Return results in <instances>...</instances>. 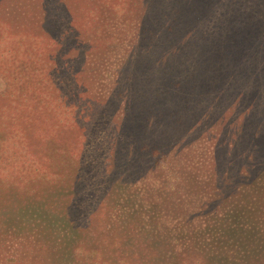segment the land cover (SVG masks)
<instances>
[{
	"label": "trees",
	"instance_id": "1",
	"mask_svg": "<svg viewBox=\"0 0 264 264\" xmlns=\"http://www.w3.org/2000/svg\"><path fill=\"white\" fill-rule=\"evenodd\" d=\"M69 2L40 0L38 16L55 46L44 79L82 135L69 165L48 143L63 175L46 173L70 188H5L0 264H264V0H132L128 25L98 0L93 40ZM221 103L213 131L217 114L200 113ZM11 127L3 178L42 166Z\"/></svg>",
	"mask_w": 264,
	"mask_h": 264
},
{
	"label": "rangeland",
	"instance_id": "2",
	"mask_svg": "<svg viewBox=\"0 0 264 264\" xmlns=\"http://www.w3.org/2000/svg\"><path fill=\"white\" fill-rule=\"evenodd\" d=\"M67 1L77 3V5L75 4L76 6H73L69 2L70 8L73 9L76 16V25L86 38L93 40V34L96 33L95 28L98 26V16L101 14V9L97 4L98 0ZM102 1L109 8L105 15L110 14L113 19L114 15H116L117 20L123 25H128L132 22L131 14L138 11L140 7L138 4L142 3V0H137L138 4H132V0ZM13 2L11 0L6 1L0 8V60H5L0 63V134H2L0 142H5L7 139L5 137L11 132V125L14 124L15 138L29 144L31 156L35 159L37 155L38 159L42 160V166H37L35 163V166H30L26 170L20 166L15 177L10 172L4 173L6 176L10 175V177H0V200L5 198L7 190L5 188H8L11 183H15L14 194L35 189L41 190L42 193L50 194L51 181L58 178L53 175L50 176L46 171L49 173L54 171V174L58 173V176L63 174L57 169L58 166H55L56 168L50 167L53 159L47 151H51L48 143L52 141L51 138L56 136L57 145L63 149L61 158L57 161L66 165V161L69 162L71 158L69 155L77 153L79 142L82 140L81 132L75 130L73 124H71L72 116L67 114V111L64 110V107L58 101L59 96L56 93V86H51L44 79L50 67V54L54 53L55 46L52 40L40 31V18L38 16L40 0H15ZM250 6H254L253 3ZM9 10H11V13ZM253 67L255 68L256 64ZM91 69L86 72V76L80 77V79L85 81L93 76L92 82L87 85L92 90L97 89L96 79L93 75L94 72H97V69L95 67ZM248 72H252V70H246L245 74ZM242 73L238 71V68H233L231 74L233 76H241ZM110 84L112 86V83ZM110 84L109 79H107L105 86L110 87ZM5 89L7 91V99H3L5 96L3 90ZM236 89L246 88L239 87ZM98 96L100 95L98 94ZM236 98L237 90L234 93L233 100ZM57 108L58 111H56ZM229 109L230 105L221 103L217 110L215 108L208 111L207 108H204L200 114L207 113V116L211 113L212 115L217 114L219 119L214 120L215 117L213 118L216 124L212 129L215 131L218 126L221 127L220 125H225L227 122ZM224 116L225 119H222ZM17 124L19 125L16 126ZM52 129H54V133H52ZM33 130H35V133H30ZM16 132L21 133V135L24 134L26 138H19ZM208 142L209 144L211 143V141ZM195 144L196 142L191 146L194 152L197 151ZM68 150L69 155L66 154ZM64 151L65 154L63 153ZM37 167L41 168L37 170ZM37 174H39V177L36 179ZM67 179L66 177L58 179L60 180L58 182H61L66 190L70 188ZM155 180L156 182L159 181L157 177H155ZM63 197H70V193L64 192ZM82 207L85 210L87 209L86 204H83ZM86 217L88 218V215ZM97 217L100 218L101 214H96L95 218Z\"/></svg>",
	"mask_w": 264,
	"mask_h": 264
}]
</instances>
